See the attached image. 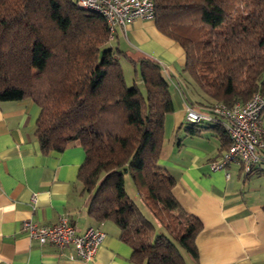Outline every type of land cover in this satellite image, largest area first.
Listing matches in <instances>:
<instances>
[{
	"label": "trees",
	"instance_id": "obj_1",
	"mask_svg": "<svg viewBox=\"0 0 264 264\" xmlns=\"http://www.w3.org/2000/svg\"><path fill=\"white\" fill-rule=\"evenodd\" d=\"M153 3L156 28L184 51L182 70L199 104L264 96V0ZM110 35L103 16L75 0H0V101L39 106L34 134L42 152L72 142L83 148L77 179L91 195L88 213L119 228L133 264H185L180 249L197 255L202 225L181 208L175 179L157 163L173 111L169 80L154 59L110 46ZM120 58L133 64L131 85ZM125 175L142 206L127 194Z\"/></svg>",
	"mask_w": 264,
	"mask_h": 264
},
{
	"label": "crops",
	"instance_id": "obj_2",
	"mask_svg": "<svg viewBox=\"0 0 264 264\" xmlns=\"http://www.w3.org/2000/svg\"><path fill=\"white\" fill-rule=\"evenodd\" d=\"M109 45L132 58L154 59L169 80L173 111L164 119L157 163L175 179L172 194L181 208L202 225L194 239L197 255L183 250L185 264H264V162L246 174L238 162L211 169L210 162L226 150L221 127L186 121L187 104L204 106L182 70V47L154 20L116 27ZM39 111L30 99L0 101V264H133L132 248L120 239L119 228L88 213L91 195L77 179L83 148L72 142L61 151H41L34 134ZM62 218L78 233L90 226L104 232L91 260L80 258L71 245L41 244L23 227L26 220L54 225Z\"/></svg>",
	"mask_w": 264,
	"mask_h": 264
},
{
	"label": "built area",
	"instance_id": "obj_3",
	"mask_svg": "<svg viewBox=\"0 0 264 264\" xmlns=\"http://www.w3.org/2000/svg\"><path fill=\"white\" fill-rule=\"evenodd\" d=\"M75 3L80 8L101 14L111 33L116 27H124L135 19L151 20L154 14L153 0H75ZM263 109L264 96L259 92H255L245 103L236 102L232 106L222 102L202 109L186 105V121L218 124L230 139L228 148L219 158L210 162L212 170L223 168L230 162H238L246 174L253 166L264 162ZM32 200H35V195H32ZM23 227L29 238L41 244L51 242L58 247L71 245L85 261L94 257L104 238L101 229L91 226L78 233L74 224L66 218L54 225H38L26 220Z\"/></svg>",
	"mask_w": 264,
	"mask_h": 264
},
{
	"label": "rangeland",
	"instance_id": "obj_4",
	"mask_svg": "<svg viewBox=\"0 0 264 264\" xmlns=\"http://www.w3.org/2000/svg\"><path fill=\"white\" fill-rule=\"evenodd\" d=\"M120 63H121V66H122V69H123V72H124L126 84L127 85H131L132 82H133V78L135 77L133 64L129 60L125 59V58H120ZM124 179H125V183L124 184H125V189L127 191V194L131 198H133L137 202V204L140 206L141 205L140 204V198H139L140 195L136 191V189L134 188V186L132 185L131 180H130V177L128 175H125L124 176ZM180 251H181L182 256L184 258L183 249L182 250L180 249Z\"/></svg>",
	"mask_w": 264,
	"mask_h": 264
}]
</instances>
